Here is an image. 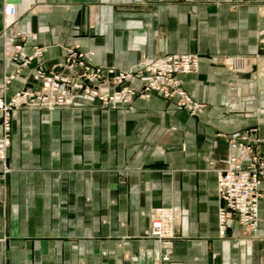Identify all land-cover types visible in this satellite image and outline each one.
<instances>
[{
  "label": "crops",
  "instance_id": "1",
  "mask_svg": "<svg viewBox=\"0 0 264 264\" xmlns=\"http://www.w3.org/2000/svg\"><path fill=\"white\" fill-rule=\"evenodd\" d=\"M6 5L16 23L3 37ZM15 33L23 58L34 49L43 57L14 77L6 102L39 88L35 70H57L70 50L118 71L196 54L198 74L179 80L202 108L193 116L154 94L124 111L96 100L12 110L0 264H264V199L256 235L232 217L220 238L214 172L233 154L228 137L248 130L264 164V74L248 67L264 64V0H0V86L17 65L3 56ZM218 57L252 63L234 72ZM157 208L179 210L168 263L159 260L167 251L143 238L142 213Z\"/></svg>",
  "mask_w": 264,
  "mask_h": 264
},
{
  "label": "built area",
  "instance_id": "2",
  "mask_svg": "<svg viewBox=\"0 0 264 264\" xmlns=\"http://www.w3.org/2000/svg\"><path fill=\"white\" fill-rule=\"evenodd\" d=\"M16 10L13 5H6L4 7V16L10 17V23L4 26L3 37L5 32L15 25ZM22 33H15L6 39L5 48L3 49L4 58H8L12 61H21L19 55L22 52V46L18 43L19 39H22ZM38 51L34 49L32 56L28 59H24L23 67L28 64V61L33 58H37ZM152 67V74L144 75L141 79L145 85L143 88L147 96L149 93L157 92L165 97H179L181 99V105L190 107L188 97L178 91V82L174 79L179 74H193L198 70L197 59L195 58L193 63H190L189 57L178 56H165L161 57ZM176 61H187L182 67H178ZM73 61H67V75L50 73L43 75L41 71H36L32 74L31 79L33 83L38 84L39 88H24L17 92L13 98L6 102L4 100L7 87L10 82L19 75L21 72V64L16 65L15 70L10 77L6 78L4 83L0 86V162L2 165L5 161L4 156L8 148V133L9 127V115L12 109L19 108V105H26L31 107L34 101L32 99H40L41 97H47L48 102L44 103L48 110L52 107H69L75 106L79 101L83 99L92 98H104L102 89L104 86H108L112 83L109 81L121 82L122 80L127 82L131 80L128 75H114L112 71L103 72L101 69H95L93 66H83L81 64L75 65ZM160 71V72H158ZM158 73V77L155 74ZM155 76V78H154ZM138 94V91L135 92ZM140 94V93H139ZM141 95V94H140ZM57 98L59 102L53 99ZM119 101V99H115ZM191 109V108H188ZM229 148L234 150L237 154H229L227 156L226 170L219 171L217 176V196L220 203H223L218 212V231L220 235H224L227 222L236 216L238 224L241 228H250L252 234H257L258 230V204L264 197V188L261 184L259 175L261 174V164L257 155L253 151V147L250 143V136H246L245 133H236L230 138ZM3 174H7L9 171L2 166ZM177 209H158L153 214L160 217L155 221L157 225L155 229L160 232L163 229V225H167L169 238H173V225L178 218ZM154 217V216H153ZM161 235V234H159ZM164 237V236H163Z\"/></svg>",
  "mask_w": 264,
  "mask_h": 264
},
{
  "label": "rangeland",
  "instance_id": "3",
  "mask_svg": "<svg viewBox=\"0 0 264 264\" xmlns=\"http://www.w3.org/2000/svg\"><path fill=\"white\" fill-rule=\"evenodd\" d=\"M36 51H38L39 55L37 58H33L32 60L28 61V64L25 65V67H23V61L24 59H28V57L26 58H23L21 56V54L19 55V59L21 61H17L16 64L19 65L21 64V70L29 67L32 63V61L34 59L36 60H40L42 57H43V52L42 50H38L36 49ZM262 55H264V53H262ZM262 55H260V58H264ZM167 57L168 56H178V57H189L191 58V61H189L190 63H193L194 59L196 58L198 61H197V65H198V69H199V61H200V58L198 55L196 54H182V55H179V54H176V55H166ZM165 57V56H163ZM161 58V57H160ZM159 59V58H158ZM156 59V60H158ZM259 60V61H262V60ZM89 57L87 54H84V53H81V52H78V51H68L67 55H66V58H65V61L64 63L62 64V66L58 67L57 70H54V71H44L43 69L41 68H38L35 70L36 71H41L43 72L44 74L43 75H48L50 73H57V74H66L67 75V67H66V62L67 61H73L72 63L75 64L76 66L81 64L83 66H86V67H90V66H93L95 67V69H101L102 73L103 72H106V71H112V73H114V75H128L129 77H131V80L130 81H121L120 83L117 82V81H114V79L110 80L109 82L112 83L108 86H104V88L102 89V94L105 96L104 98H92V97H89V98H86V99H83L82 101H79L75 106H69V107H58V106H53L51 110H48L47 106L44 104L46 102H48V98L47 97H41L40 99H32V100H36L34 101L31 105V107H27L26 105L22 104V105H19V107H22V108H25V109H35V110H42V111H48V112H51V111H56V110H75V109H79L81 106L80 104L83 102V101H93V100H96L98 101L99 103V106L101 109H104V110H120V111H124L126 110L127 108L129 109L132 104L137 101V100H144V101H148L151 97V95H158L160 96L161 98L165 99V100H174V104H175V107L178 109V110H186L188 111L191 115L195 116L199 113V111L201 110L202 108V105H200L199 103L195 102L194 99L188 94L186 93V91L182 88V84H181V81L179 80V77L181 76H189V75H197L198 74V70L196 73H193V74H179L175 77V81L178 82V91H182V93H184L188 99H189V105L190 107H185V105H181V99L179 97H165L164 95L162 94H159L157 92H152V93H149V96L146 98L145 96L146 93L144 92L143 88H141L144 84V82L141 81V79L143 78L144 75H149V74H152V72H149L151 71V67L156 63V62H159V61H153L151 63H144L142 62L140 65H137L135 67H133L132 69L128 70V71H118V70H115V69H110V68H103L102 66L98 65V64H94L92 61H89ZM212 61H217L218 65L220 66H223L225 68H228L229 70L231 71H234V72H240V71H243V69L247 66L246 64L247 63H252L250 61H245L243 58L241 57H218V58H215V59H211ZM257 61V60H256ZM15 62V61H14ZM185 62L187 61H176V64L178 67H182ZM245 66V67H244ZM248 67H250V70H254L255 72H259V73H262L264 74V64H262L261 66H257L255 64H248ZM15 70V68H14ZM160 72V71H158ZM158 73L155 74L156 77H158L157 75ZM153 76V74H152ZM154 76V78H155ZM28 88V87H27ZM138 91V94H136L135 92ZM141 95H140V94ZM115 99H119V101H116ZM5 100V98H4ZM54 101L56 102H59L60 100H57V98L53 99ZM188 108H191V109H188ZM18 109V108H17ZM14 110V108L12 109ZM9 127H10V131L8 133V148L10 146V139H11V113L9 115ZM237 133H245V135L248 137L250 136V143L253 147V151L255 153V155L258 156V158H261L258 151L256 150V142L257 140L255 139L254 135H255V131L253 130H248V131H242V132H237ZM236 134V133H235ZM234 135V134H233ZM229 136L228 137V144L230 142V138L233 136ZM8 148L6 150V153H5V156H4V159L5 161L4 162V166L5 168L7 169V166L5 165L6 163V160H7V153H8ZM230 149V148H229ZM230 151L233 152V155H236L237 153L234 151V150H231ZM231 155V154H230ZM259 162L261 164V174L259 175V178H260V181H261V184L264 188V184H263V181H262V178L264 177V164L262 162L261 159H259ZM226 163H227V158L225 160V164H224V168L220 169V170H214V172L217 174L219 171H224L226 170ZM2 162H0V168H1V171H3V168H2ZM216 179H217V176H216ZM217 182V180H216ZM217 199H218V196H217ZM264 197L261 199L263 200ZM260 200V201H261ZM259 201V202H260ZM218 202H219V199H218ZM219 208L224 204L223 203H220L219 202ZM219 208H218V212H219ZM158 209H172V208H157V209H153L151 211H149L148 213H142V215L147 219L148 221V227H147V230L144 231L143 233V238L144 239H148V240H153V241H156L157 244L160 246V249L163 251H167V253L165 255H162L160 254V257H159V260L161 262H164V263H168L170 261V257H171V250H172V247H173V242L176 240L177 238V232H176V223H177V220L178 218H176L175 222H174V225H173V238H169L167 237L168 235L166 233H168V226L166 225H163V229L158 232L155 227L157 225L154 224L155 221L159 220L160 217L154 215L153 213L158 210ZM154 216V217H153ZM218 217V215H217ZM232 217H235L237 219L236 216H232ZM237 222H238V219H237ZM218 223V221H217ZM218 226V224H217ZM258 226V224H257ZM226 230H227V225H226ZM226 230H225V233H226ZM243 232L246 233L247 235H255L252 234V231L250 230V228H242ZM258 230V228H257ZM225 233L224 235H220L219 234V231H218V234H219V237L220 238H224L225 237ZM161 234V235H159ZM164 236V237H163ZM161 253V252H160Z\"/></svg>",
  "mask_w": 264,
  "mask_h": 264
},
{
  "label": "bare ground",
  "instance_id": "4",
  "mask_svg": "<svg viewBox=\"0 0 264 264\" xmlns=\"http://www.w3.org/2000/svg\"><path fill=\"white\" fill-rule=\"evenodd\" d=\"M8 23H10V17H6V21H5V24L7 25Z\"/></svg>",
  "mask_w": 264,
  "mask_h": 264
}]
</instances>
